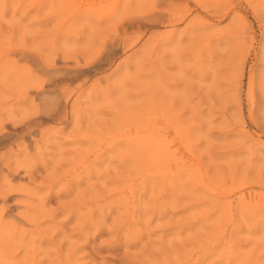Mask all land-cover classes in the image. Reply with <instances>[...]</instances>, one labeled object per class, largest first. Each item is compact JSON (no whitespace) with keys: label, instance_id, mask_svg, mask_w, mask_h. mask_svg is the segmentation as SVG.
I'll use <instances>...</instances> for the list:
<instances>
[{"label":"rangeland","instance_id":"374dc122","mask_svg":"<svg viewBox=\"0 0 264 264\" xmlns=\"http://www.w3.org/2000/svg\"><path fill=\"white\" fill-rule=\"evenodd\" d=\"M0 264H264V0H0Z\"/></svg>","mask_w":264,"mask_h":264}]
</instances>
